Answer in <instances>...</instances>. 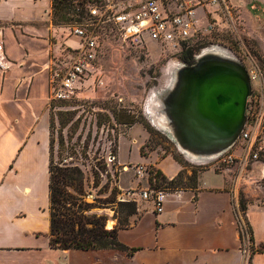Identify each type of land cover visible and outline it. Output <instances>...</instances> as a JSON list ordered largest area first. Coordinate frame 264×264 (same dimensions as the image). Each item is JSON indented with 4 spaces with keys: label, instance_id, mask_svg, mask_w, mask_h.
I'll return each mask as SVG.
<instances>
[{
    "label": "crops",
    "instance_id": "obj_1",
    "mask_svg": "<svg viewBox=\"0 0 264 264\" xmlns=\"http://www.w3.org/2000/svg\"><path fill=\"white\" fill-rule=\"evenodd\" d=\"M52 8V0H0V37L9 61L0 70V264H246L238 191L226 174L208 169L199 170L194 188L168 191L163 213L150 203L137 205L129 228L119 232L129 252L51 247L49 66L64 48L78 46L52 27ZM167 160L173 162L170 171ZM154 165L168 181L194 169L172 157ZM248 221L261 247L264 210H251ZM109 223L108 229L117 224ZM252 264H264V251Z\"/></svg>",
    "mask_w": 264,
    "mask_h": 264
},
{
    "label": "rangeland",
    "instance_id": "obj_2",
    "mask_svg": "<svg viewBox=\"0 0 264 264\" xmlns=\"http://www.w3.org/2000/svg\"><path fill=\"white\" fill-rule=\"evenodd\" d=\"M234 1L244 5V30L239 32V37L245 52L232 47L238 37H216L205 44H214L222 50H236L238 59L248 71L256 70L264 75V0ZM52 6L50 24L55 29H62L66 35L72 24L71 11L54 2ZM106 42L94 74L103 78V84L91 81L82 87L79 97L73 101L50 100L46 113L53 162L62 166L68 160L62 167L80 169L83 173V193L72 190L70 193L96 205L92 213L105 215L108 222L118 223L117 219L122 217L118 214L121 190L136 186L134 190L139 192L154 179L159 187L166 186L157 174L154 165L157 160L172 157L193 166L192 171L195 170L197 175L199 170L221 172L228 177L230 187L238 191L241 252L246 264H252L255 253L262 249L255 246L248 213L264 210V156L259 162L250 161L245 167L230 166L227 172L217 171L215 161L197 165L186 159L169 134L158 127L147 112L153 96L161 97L171 87L177 68L183 66L181 56L185 49L163 53L159 49L128 48L114 37ZM201 54L202 51L196 52V58ZM258 95V90L253 89L254 99L249 98L246 115L254 110L253 103ZM234 151L237 156L243 153L238 147ZM112 157L117 158L116 163H112ZM119 159H129L131 163L121 164ZM123 165L142 166L149 176L143 178L132 169L126 172ZM164 167L170 171L173 162L165 161ZM184 178L183 186L187 182ZM142 203L148 205L139 199L136 202L137 205ZM255 238L257 240V236Z\"/></svg>",
    "mask_w": 264,
    "mask_h": 264
},
{
    "label": "built area",
    "instance_id": "obj_3",
    "mask_svg": "<svg viewBox=\"0 0 264 264\" xmlns=\"http://www.w3.org/2000/svg\"><path fill=\"white\" fill-rule=\"evenodd\" d=\"M57 6L68 7L72 24L67 28L69 37L78 41L77 47H66L54 56L49 66L51 100L56 102L73 101L79 97L83 86L99 82L95 77L98 60L104 54L106 40L114 37L128 48L150 51L159 49L176 52L190 45L203 47L201 51L219 48L214 44H205L216 37H238L232 47L244 51L240 44L239 32L244 30V5L234 0H52ZM227 52L237 59L236 50L227 48ZM240 59V58H239ZM241 61V60H240ZM243 64V62L241 61ZM247 70V66L243 64ZM254 66H251V68ZM9 68L5 54V44L0 37V70ZM256 67H254L255 69ZM253 89L258 90L254 100L255 108L248 113L245 128L231 150L214 162L217 171L227 172L228 167H245L259 162L264 156V75L259 71H248ZM242 154L237 156L234 149ZM112 163L117 162L112 157ZM68 160L64 164H68ZM63 164V165H64ZM62 165V166H63ZM137 172L144 178L148 175L139 165L122 166ZM149 176V175H148ZM120 203H150L156 214L164 212L168 198V189L159 187L157 180L148 182L141 191L121 190Z\"/></svg>",
    "mask_w": 264,
    "mask_h": 264
},
{
    "label": "water",
    "instance_id": "obj_4",
    "mask_svg": "<svg viewBox=\"0 0 264 264\" xmlns=\"http://www.w3.org/2000/svg\"><path fill=\"white\" fill-rule=\"evenodd\" d=\"M251 96V80L241 61L214 48L203 51L194 65L177 68L171 87L161 97L153 96L147 112L186 159L201 165L236 144Z\"/></svg>",
    "mask_w": 264,
    "mask_h": 264
},
{
    "label": "trees",
    "instance_id": "obj_5",
    "mask_svg": "<svg viewBox=\"0 0 264 264\" xmlns=\"http://www.w3.org/2000/svg\"><path fill=\"white\" fill-rule=\"evenodd\" d=\"M203 47L190 45L183 50L181 60L186 66L194 65L196 52ZM166 185L168 191L186 190L194 188L197 182V172L194 170L191 176L181 172L180 175L168 181L160 172H157ZM184 177L187 182L184 185ZM167 181V182H166ZM50 223L51 241L53 249L59 250H116L129 252V248L119 240V232L130 226V218L137 214L136 203H118V223L112 229H108V217L92 213L97 208L94 204L86 203L70 190L83 193V173L80 169L65 168L54 163L50 164ZM243 211L246 207L243 206ZM261 253L264 245L261 246ZM256 254V253H255Z\"/></svg>",
    "mask_w": 264,
    "mask_h": 264
},
{
    "label": "bare ground",
    "instance_id": "obj_6",
    "mask_svg": "<svg viewBox=\"0 0 264 264\" xmlns=\"http://www.w3.org/2000/svg\"><path fill=\"white\" fill-rule=\"evenodd\" d=\"M125 171H127V169H125ZM109 227H112V224H111V223L108 224V228H109Z\"/></svg>",
    "mask_w": 264,
    "mask_h": 264
},
{
    "label": "flooded vegetation",
    "instance_id": "obj_7",
    "mask_svg": "<svg viewBox=\"0 0 264 264\" xmlns=\"http://www.w3.org/2000/svg\"><path fill=\"white\" fill-rule=\"evenodd\" d=\"M211 49H214V48H211Z\"/></svg>",
    "mask_w": 264,
    "mask_h": 264
}]
</instances>
